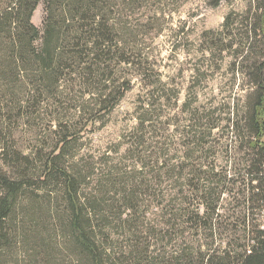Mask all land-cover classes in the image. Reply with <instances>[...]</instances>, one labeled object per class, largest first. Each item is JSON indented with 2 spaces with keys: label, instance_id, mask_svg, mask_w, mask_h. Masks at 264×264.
I'll return each instance as SVG.
<instances>
[{
  "label": "rangeland",
  "instance_id": "1",
  "mask_svg": "<svg viewBox=\"0 0 264 264\" xmlns=\"http://www.w3.org/2000/svg\"><path fill=\"white\" fill-rule=\"evenodd\" d=\"M251 1L112 0L111 23L119 49L103 77H109L107 81L95 75L67 78L54 96L21 106L8 98L3 101L0 94L1 141L30 157L33 164L25 169L38 186L44 162L68 146L63 164L78 176L83 193L99 192L94 201H101L98 207L113 237L121 242L127 236L128 229L120 226L119 219L129 212L122 214L121 204L114 209L110 200L128 191L137 206L138 231L145 232L140 237H151L153 244L164 238L157 248L168 251L183 240V223L189 217L184 211L205 212L200 195L192 192L205 184L203 172L214 169L220 175L217 181L227 173L235 181L216 186L223 192L217 213L226 221L218 238H226L246 214L238 181L244 179L240 175L248 158L247 140L241 141L228 121L239 122L252 86L234 66V50L225 48L230 40L223 26L232 15V39L244 43ZM44 17L41 3L32 20L41 32ZM106 87L113 95L100 105ZM20 89L16 95L22 100L28 93L26 87ZM194 115L206 124L203 140L191 133ZM58 185L26 186L9 225L16 228L22 219L30 224L37 219L58 264H78L57 228L68 216ZM248 217L264 223V212H250ZM14 234L0 251L3 264H27L23 259L31 246ZM193 234L187 229L185 236Z\"/></svg>",
  "mask_w": 264,
  "mask_h": 264
},
{
  "label": "trees",
  "instance_id": "2",
  "mask_svg": "<svg viewBox=\"0 0 264 264\" xmlns=\"http://www.w3.org/2000/svg\"><path fill=\"white\" fill-rule=\"evenodd\" d=\"M41 3L45 13L42 32L32 22ZM113 7L112 0H0L2 100L11 99L15 106L35 100L41 103L54 96L67 78L84 80L95 75L107 81L109 77H103L110 71L108 64L114 61L116 48L119 49L115 26L111 23ZM247 16L244 43L238 44L232 39V15L226 18L223 26L229 32L226 38L230 40L225 48L234 50V66H239V72L252 86L239 122L228 121L233 133L241 141L247 140L248 154L244 175H240L244 179L238 181L243 188L246 214L235 222L237 226L229 236L218 238L226 221L225 216L217 213L223 192L216 189L220 183L225 186L235 181L232 177L228 179L227 173L219 181L220 175L214 169L200 173L206 178L205 184L197 185L192 192L200 195L203 200L200 207L205 212L201 215L198 209L184 211L189 217L183 223L186 224L180 237L183 240L168 251L164 247L157 248L164 238L153 244L149 241L151 237H140L145 232L138 231L137 206L131 203L133 194L128 191L119 199L110 200L114 209L121 204L124 206L122 214L129 212L127 218L120 216L119 219L120 226L128 229L127 236L122 243L113 237L110 223L105 222V216L99 210L101 201H94L99 192L83 193L78 176L63 164L68 146L63 145L59 155L44 162L43 180L38 186L33 177L27 176L25 169L28 164H33L30 157L13 151V147L4 145L0 139V251L6 248L10 233L15 232L19 242L27 243L29 249L31 246L24 262L58 264L49 243L42 237L43 229L37 219L33 224L22 219L16 228L9 224L26 186L43 188L59 184L68 216L57 228H60L64 242H69V248L72 247L78 264H264V223L248 217L250 212H264V0H252ZM21 87H26L25 93H28L22 100L16 95ZM112 95L113 91L106 87L100 95V105L107 103ZM122 96L114 99L110 108H114ZM195 118L196 115L190 120L191 133L195 139L203 140L207 136L204 132L206 124ZM145 121H141L142 125ZM213 128L209 127V134ZM217 195L218 199H214ZM187 229L194 233L192 238L185 236ZM159 234L153 236L158 239ZM2 260L0 257V264H3Z\"/></svg>",
  "mask_w": 264,
  "mask_h": 264
}]
</instances>
